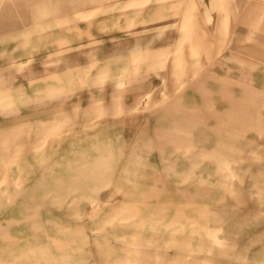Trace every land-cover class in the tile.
Segmentation results:
<instances>
[{
	"label": "rangeland",
	"instance_id": "1",
	"mask_svg": "<svg viewBox=\"0 0 264 264\" xmlns=\"http://www.w3.org/2000/svg\"><path fill=\"white\" fill-rule=\"evenodd\" d=\"M42 1L0 0V264H264V0Z\"/></svg>",
	"mask_w": 264,
	"mask_h": 264
},
{
	"label": "crops",
	"instance_id": "2",
	"mask_svg": "<svg viewBox=\"0 0 264 264\" xmlns=\"http://www.w3.org/2000/svg\"><path fill=\"white\" fill-rule=\"evenodd\" d=\"M37 3H41L43 2L42 0H36ZM39 15V14H38ZM191 16L190 15H187L185 17V21L183 23V26H182V30H183V33H184V36H187L188 38L191 37V31H192V27H191ZM196 48H192L193 51H195ZM5 94H0V99H4L7 96H4ZM8 151H6L4 154H3V157L4 156H9L8 155ZM15 153V152H14ZM14 155V154H13ZM105 168V165L104 164H101V165H96L95 167H93L91 170L88 169V171H83L81 174L82 175H87V176H91L93 178H98L102 175V169Z\"/></svg>",
	"mask_w": 264,
	"mask_h": 264
}]
</instances>
